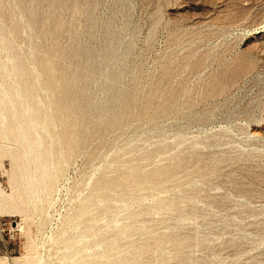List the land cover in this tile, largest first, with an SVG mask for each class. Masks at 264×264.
I'll return each instance as SVG.
<instances>
[{
  "label": "rangeland",
  "instance_id": "rangeland-1",
  "mask_svg": "<svg viewBox=\"0 0 264 264\" xmlns=\"http://www.w3.org/2000/svg\"><path fill=\"white\" fill-rule=\"evenodd\" d=\"M53 1L60 6L56 19ZM30 2L39 8V28L30 38L12 29L10 14L0 24L28 61L44 58L53 73L45 89L54 99L67 94L69 79L60 69L86 73L85 96H101L108 74L122 72L114 104L120 109L123 95L128 103L122 123L69 150L61 134L75 129L58 103L66 123L53 135L65 162L28 210L26 200H8L22 193L15 162L2 149L13 141L0 137V264H81L84 251H99L106 244L101 239L83 245V253L65 240L82 225L75 221L82 202L105 194L121 198V191L99 192L92 183L116 154L121 172L130 170L135 150V159L151 154L142 160L144 172L165 168L180 188L139 193L145 202L131 210L159 207L158 213L124 219L129 211L116 212L129 224L125 229L143 227L118 242L123 252L138 264H264V0ZM55 26L60 32L53 38ZM72 41L78 52L92 50L88 64H97V72L79 60L64 66ZM109 45L116 57L109 56ZM40 98L38 92L36 104L44 109ZM121 172L115 175L120 181L128 174ZM167 203L172 211L162 207Z\"/></svg>",
  "mask_w": 264,
  "mask_h": 264
},
{
  "label": "bare ground",
  "instance_id": "bare-ground-1",
  "mask_svg": "<svg viewBox=\"0 0 264 264\" xmlns=\"http://www.w3.org/2000/svg\"><path fill=\"white\" fill-rule=\"evenodd\" d=\"M0 3V18L4 14L12 15L14 18L12 29L19 35L30 38L38 30L39 8L37 3L30 2L31 6H28L26 0H15L11 3L0 0ZM51 8L54 19H56L60 6L53 1ZM59 32L60 27L58 26L49 30L53 38L58 37ZM31 45L28 44V52L31 50ZM74 46L75 41H72L70 49L63 52L64 66L79 60L87 66L89 71L97 72L99 68L97 64H88L93 57L92 50L87 48L78 52L74 50ZM108 48L111 50L109 56L116 57L118 50L113 45H109ZM33 61H28L20 48L15 46L7 36L6 28L0 24V137L5 136L13 141L3 146L2 149L4 153L8 152L15 162L14 171L18 174V183L22 193L18 196L17 193L12 192L8 200L12 201V204L16 202L22 204L26 200V210L37 202L41 190L47 193L48 184L59 175L65 162L62 159L66 155L58 152L62 145L55 140L53 135V130L57 125L65 128L66 121L59 116V107L64 106L66 119L73 123L75 129L74 132L66 131L61 134L65 136V149L69 150L73 144L82 145L92 138L100 137L109 128L122 123L124 115L122 111H125L128 103L127 95H123L120 109L114 104V84L121 80L122 72L108 74L101 85V96L94 94L85 96L88 88V85L83 82L87 77L86 73L63 74V69H60L62 79L64 81H67L66 78L69 79L67 94L61 101H56L52 91L49 88L45 89L46 80L50 81L53 77L51 68L46 65L41 56H35ZM38 92L42 93L40 99H43L44 109H40L36 104ZM58 103L61 105L59 106ZM40 112L42 116H39ZM166 146L163 144L159 150H165ZM137 152L135 150L131 155L130 170H126L123 166L121 172L122 156L116 154L114 163L102 167L92 183V187L99 192L121 191V198L116 199L105 194L89 200L88 204H91V207H88L86 202L80 204L75 221L82 225H79L80 227L78 226L79 228L65 242L71 246H78L76 251L80 253H83V245H92L96 239L106 242L99 251H93V249L84 251L87 255L80 258L83 262L81 264H138L137 259L131 258L129 253L122 251V247L126 246L119 245L118 242L130 236L132 233L130 235L129 233L132 230L139 232L143 227L125 229L129 224L122 223L116 212L129 211L125 213L124 219H131L146 213H158L159 207L144 209L140 213L131 210L134 204L143 205L145 202V198L139 193L152 191L155 187L163 190L180 188L177 181H171L166 177L165 168L144 172L142 160H150L151 154L143 159H135ZM120 172L128 173L121 181L115 178V175ZM162 207L167 211L173 210L170 203ZM100 215L105 218H99ZM97 227L104 232L102 236L94 231ZM108 249L109 254L105 255L103 251ZM158 250L162 252L164 249L160 247ZM77 252L73 254V257H77Z\"/></svg>",
  "mask_w": 264,
  "mask_h": 264
}]
</instances>
